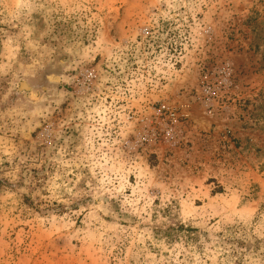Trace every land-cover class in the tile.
<instances>
[{"label":"rangeland","instance_id":"rangeland-1","mask_svg":"<svg viewBox=\"0 0 264 264\" xmlns=\"http://www.w3.org/2000/svg\"><path fill=\"white\" fill-rule=\"evenodd\" d=\"M0 264H264V0H0Z\"/></svg>","mask_w":264,"mask_h":264}]
</instances>
